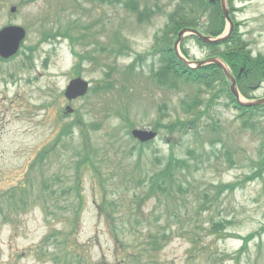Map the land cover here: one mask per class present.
Wrapping results in <instances>:
<instances>
[{"label": "rangeland", "instance_id": "1", "mask_svg": "<svg viewBox=\"0 0 264 264\" xmlns=\"http://www.w3.org/2000/svg\"><path fill=\"white\" fill-rule=\"evenodd\" d=\"M28 1L0 0V28L9 24L24 26L28 36L22 53L27 52L33 58L30 67L24 61V54L10 62H0V80L4 79L0 81V264H121L109 221L97 208L102 192L93 189L90 172L83 175L87 206L74 227L67 188L59 194L61 205L53 203L44 212L40 201L32 206L33 199L23 198L26 205L19 201L17 210L16 207L13 210L9 199L2 197L9 187L27 177L28 166L46 144L55 140L63 123L74 121L78 114L85 121L84 127L90 131L93 143L107 150L106 162L99 165V171L107 175L109 170L123 169L124 175L114 181L116 190L121 185L124 189L127 185L130 190L123 198L118 191L113 192L121 201L120 210L113 215L116 226L126 230L124 238L134 245L138 237L142 240L150 231L167 229L169 238L163 250L155 260L146 263L264 264V163H261L264 160V118L263 121L261 118L250 120L243 128L245 118H239V112L228 100V86L219 80V74L224 79L222 71L216 67L209 70L213 71L208 75L210 82H218L208 88L188 79L187 75L175 74L185 68L183 63L174 65L170 57L166 63L161 62L162 55L155 52L156 35L162 33L167 14L184 0H138L145 10H156L151 19L145 17L150 23L142 24L137 23L121 0ZM230 2L236 22L233 42L213 45L210 50L188 34L180 49L189 59L223 56L235 50L237 42L243 46L248 44L251 55H264V0ZM207 4L204 11L192 16H202L198 21L200 29L204 24L213 27L220 24L216 18V10L221 14L219 5L212 6L208 0ZM13 5L18 8L16 12L11 11ZM76 18L80 19L75 24L78 27L93 24L91 37L84 41L89 46L88 51L96 56V63H77L71 53L70 40L60 37L56 39L63 40H42L44 31L57 33L58 28ZM225 28L224 33H227L229 26L226 24ZM117 30L131 48L116 54L118 49L110 46L109 53L108 46L118 40ZM174 36L172 32L169 44L176 40ZM83 47L77 45L76 49L81 51ZM133 59L142 67L129 71L127 66ZM162 67L168 77L160 80L153 69ZM77 71L92 86L106 77L120 86L68 101L64 92ZM234 72L238 73L239 69ZM122 83L129 85L130 93L123 98L119 91ZM253 84L248 87L250 96L264 97V83ZM67 105H71L74 114L65 113ZM91 121H98L101 128L90 130ZM156 126L159 137L144 148L145 156L147 154L151 163H165L173 150L188 167L181 173L176 190L172 188L167 195L148 197L150 193L142 190L145 197L139 216L141 222L136 224L137 220L129 215L131 206L137 207L132 204V187L138 188L139 182L144 187L141 178L146 164L139 150L135 151L137 157L133 154L126 158L127 148L137 144L131 141L128 130ZM195 126L201 129L194 131ZM73 127L64 137L65 142L49 155L46 168L49 162L53 176L66 154L73 155L74 148L82 150L80 131ZM119 149L124 168L116 164ZM49 173L46 170L45 176ZM60 174L61 181L52 182V186L63 190L73 179L71 173ZM40 182L36 188L38 194ZM129 218L133 227H137L136 234L129 229L132 227Z\"/></svg>", "mask_w": 264, "mask_h": 264}, {"label": "trees", "instance_id": "2", "mask_svg": "<svg viewBox=\"0 0 264 264\" xmlns=\"http://www.w3.org/2000/svg\"><path fill=\"white\" fill-rule=\"evenodd\" d=\"M126 2L133 11L138 13L139 20L142 21L143 12L139 11V8L141 7L140 1L129 0ZM206 6H208V4L206 5V2L204 0H184L183 3H178L174 12L170 16L171 18L169 21V25L171 31L176 34L181 28L185 26L198 27L200 25L198 21L202 16H192L197 11H204V8H206ZM148 17H150V15ZM222 17L223 16H221L218 10H216V18L218 21H220V24L216 27H213L210 24H204L206 31L212 34L221 33L224 29V18L222 19ZM71 31L72 28L70 26L67 27L65 31L60 32V34L69 37L74 41L75 38ZM166 37L168 38V34H166ZM236 46L237 47L235 50L227 52L224 57L231 63L235 70L238 68V66L246 64L247 74H245L242 78V80H246V82H244L245 84H240L239 86L244 95H248V83L252 84L257 81L260 82L264 80V56L261 55L255 59H252L248 55L249 52L245 50L244 46L239 44H236ZM166 51H168L171 55L172 64L177 65L179 61L177 60V57L173 50L168 49V46L166 45ZM211 68L215 67L206 66L200 69L186 70L187 77L189 79H193L197 82L202 83V85L204 86L211 87L213 85V80L212 82H210L211 80L208 76L209 74L213 73V71H209ZM168 69L169 68L166 67V71ZM184 69L185 68L179 69V71H177L175 74L180 76ZM246 75L248 76L245 77ZM114 84L115 83L113 81H110L106 84L105 87L111 88L114 87ZM232 100L235 101L234 98ZM237 108L241 111L240 116L242 118H245L242 120L244 126H246L250 120H254L258 117H264V106L246 108L237 105ZM261 110H263V113H260ZM76 123L81 128L83 139L81 145L82 150H76L74 148L75 154L73 156L72 154H70L68 155V157L67 155L64 157L66 159V161H64V163L66 162V166L64 169L67 172L68 170L73 171L72 183L68 186H65L63 190L60 188V191L59 188H55L54 186H52V182L55 183L56 181H61V177L58 174H55L53 176L54 173L51 172V165L49 162L46 168V163L49 159V155L56 149V147H58L61 142L65 141L64 137L67 134H70L71 125L69 123H65L62 129L58 132L55 140L43 147L39 151L37 157L28 166L29 170L27 172V177L19 182V184L8 189L4 193V196H6L9 199L10 203H12L13 210L15 209V207L17 210L19 201L26 205V201H24L23 198H27V200L33 199L31 201L32 206L33 203L40 201L42 203L41 207L43 211H46L50 206H52L53 203L59 206L61 205L62 197H60L59 194L64 193V190L67 188V193L71 196L67 197V202L70 206L69 210H72L71 212L74 213V217L71 219L72 227H74V225L79 224V215L83 212L87 205V198L83 189V174L85 172H90L93 177L92 181H94L96 186H100L103 189L104 195H102L101 202L99 203V206L97 205V207H99L100 213L103 216H106L109 221L110 230L115 242L116 254L119 261L122 264H145L146 262L155 260V258L159 256L161 250L163 249V242L168 238L166 230L159 233L150 231L147 234H144L143 239L145 241L143 243H139L140 237H138L135 245L130 244L126 240V238H124L126 230L119 229V227L116 226V219L113 215L115 212L120 210V206L117 204L118 196H113L110 201L108 198L107 189L108 182L113 183L117 179V176H122V174L124 175L123 169L115 171L109 170L111 175L108 176L99 171V165L105 162L107 150L106 148L101 149L93 143L90 131L84 127L85 122L81 121ZM182 124H184V122H182ZM88 127L90 130H99L101 128L100 123L97 121H93L88 125ZM63 147H66V144H64ZM141 147L142 149L140 156L144 157V146ZM63 150L65 152L66 148H63ZM136 150L137 147L133 145L129 150V157H131ZM261 163H264V160ZM116 164L124 168L123 163ZM186 167H188V165L186 164L184 159L176 158L174 155H172L165 164L159 163L155 166H146V169L141 178V183H143L144 187H141L142 185H139L138 189H136V187L132 188L133 192H135L132 204L136 205L137 207L135 208L134 206H131L129 215L132 219L135 218L137 220L136 224H139L141 222V220H139V216L141 214L142 201L145 197L142 190L150 193L147 195L148 197L161 198L162 195H167L169 192H171L172 188L174 189V187L180 183V181L178 180L180 179V175L182 172H184ZM45 169L50 171L47 176H45ZM255 171L256 169L254 170V172ZM38 181H41L39 194L36 191V188H38ZM114 187L116 188L113 192L116 191L117 185L115 184ZM179 188L181 189L182 185H179ZM128 190L129 187L126 185L125 191ZM110 205H114V210H109ZM128 220V223H131V219L129 218ZM131 225L132 227L129 229L135 232L134 234H136L137 231L135 230L137 229V227H133L134 223H131ZM129 247L134 248L132 251H130L128 249ZM122 253L126 255V258L122 257Z\"/></svg>", "mask_w": 264, "mask_h": 264}, {"label": "water", "instance_id": "3", "mask_svg": "<svg viewBox=\"0 0 264 264\" xmlns=\"http://www.w3.org/2000/svg\"><path fill=\"white\" fill-rule=\"evenodd\" d=\"M14 10H15V7L13 8V11ZM223 11H224V15L230 20L229 14H228L229 12H228V9L225 3H223ZM188 31H191L192 33L196 34L200 39H202L203 41L207 43H219L228 38V36H226L222 38L212 39L210 36H205L197 30H194V29L191 30V29L186 28L180 32L178 42H180L183 39L185 33H187ZM25 35H26L25 29L20 26H8L2 29L0 31V54L3 55L4 57H9L10 55H13L14 53H16ZM212 60L215 63L219 64L222 68H224L227 74L232 78L233 80V85L231 87L232 92L238 97V88L236 85V81L234 77H232V75L230 74V71L227 69L226 65L217 58H214ZM87 90H88V82L83 80L82 78H77L71 82L68 88V91H67V95L69 98H74L79 95L85 94ZM238 100L241 104H245V105H259V104L264 103V99L255 100L251 102H244L240 100V98L238 97ZM133 134L139 137L141 140H149L156 136L155 132H149V131L138 130V129L134 130Z\"/></svg>", "mask_w": 264, "mask_h": 264}]
</instances>
